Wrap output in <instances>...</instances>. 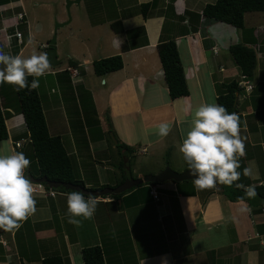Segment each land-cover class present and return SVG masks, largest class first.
<instances>
[{"label":"crops","instance_id":"obj_1","mask_svg":"<svg viewBox=\"0 0 264 264\" xmlns=\"http://www.w3.org/2000/svg\"><path fill=\"white\" fill-rule=\"evenodd\" d=\"M47 1L0 2V48L5 53L29 57L24 53L35 43L32 24L40 7L42 12H49ZM214 1L72 0L68 5L71 18L65 21L62 4L56 3L62 13L57 15L63 21L60 26L73 20V3L81 4L82 15L67 34L55 40L57 63L51 65L50 72L58 90L49 87L44 93L48 119L43 94L36 91L47 131L59 136L72 162L73 176L83 186L114 187L120 180L121 175L109 166V152L114 149L104 135L109 127L116 142L129 146L138 140L125 133L121 120H134L144 130L148 143L139 145L138 152H147L155 144L160 145V154L179 150L198 107L216 103L214 83L240 79L228 54V47L237 43L251 48L255 56L252 74L245 78L252 89L245 94L238 86L235 101L246 149V156L240 158L241 177L237 183L244 179L250 185L264 183V22L244 25L243 21L241 28L221 21L202 26V8ZM19 13L22 17L17 21ZM20 22L26 27V37L12 29ZM111 24L119 32H114ZM16 32L20 33L19 40L13 35ZM166 40L175 42L187 87V95L174 99L167 94L156 52V44ZM47 44V40L36 42L38 54L45 52ZM116 54L122 61L120 69L100 76L93 74V60ZM72 69L76 76L71 75ZM41 82L44 84L42 79ZM0 108L5 111L4 140L10 144L7 155L22 152L31 162L28 168L34 171L36 164L12 85L0 84ZM92 112L95 118L89 116ZM161 123H168L175 131V140H167L171 131L166 137L158 135ZM152 135L157 137L149 142ZM4 140H0L3 156ZM16 141L20 143L18 147L14 146ZM114 151L117 161L119 154L116 148ZM182 160L181 167L185 169L183 156ZM245 167L251 169L250 176L243 175ZM131 173L132 178L155 174L142 167ZM152 186L157 192L156 200L150 186L133 189L118 198L98 197L93 217H78L80 226L68 223L70 192L34 194L36 212L18 230L0 233V264H9L7 257H11L10 264H38L48 255L60 256L65 264H82L80 250L92 245L101 247L104 264H264V205L251 207L242 200L229 201L218 186L198 191L193 180L164 181ZM246 208L251 211H241Z\"/></svg>","mask_w":264,"mask_h":264},{"label":"clouds","instance_id":"obj_2","mask_svg":"<svg viewBox=\"0 0 264 264\" xmlns=\"http://www.w3.org/2000/svg\"><path fill=\"white\" fill-rule=\"evenodd\" d=\"M0 84L14 86L19 92L39 87V77L51 74V63L47 53L33 52L29 57L9 55L0 48ZM33 77L31 83L28 77ZM188 111V109H186ZM171 128L168 123L158 126V135L166 137ZM188 165L189 174L198 191L216 189L218 185L235 186L243 189L248 198L257 193L251 186L235 183L241 177L238 171L240 158L246 156L244 139L240 135V118L219 104H204L194 113L192 127L179 148ZM30 160L22 152L0 155V230H18L23 222L36 212L34 187L25 170ZM251 169H243L244 176H250ZM241 200L243 198H240ZM100 202L98 197L75 190L67 195L68 223L80 226L83 219H91ZM241 211L250 212L251 209ZM10 264L11 257L6 258ZM166 264V261H162Z\"/></svg>","mask_w":264,"mask_h":264},{"label":"trees","instance_id":"obj_3","mask_svg":"<svg viewBox=\"0 0 264 264\" xmlns=\"http://www.w3.org/2000/svg\"><path fill=\"white\" fill-rule=\"evenodd\" d=\"M2 1L5 0H0V2ZM246 11H264V0H215L214 3L206 4L202 8V15L204 17L202 26H205L210 22L221 21L234 27L241 28L243 24L242 15ZM111 29L114 32H119L120 30L114 24H111ZM156 52L169 98L174 99L187 95V87L175 42L173 40L159 41L156 44ZM228 54L237 67L239 74L244 76V78L250 77L255 66V56L253 50L243 44L237 43L228 47ZM69 64L73 65L74 63L73 61H69ZM121 66L122 61L118 54L99 58L91 62L93 74L97 76L118 70L121 68ZM32 79L33 77H28L29 84L31 83ZM237 81L238 80L232 79L227 82L214 83L216 96L215 104L222 105L230 113L235 112L236 114L237 110L235 108V101L236 94L239 92ZM12 87L14 90L13 85ZM14 94L17 101L16 109L17 112L22 115L23 124L29 140L31 156L36 164L34 171H31L29 168L25 170V176L27 177L28 174L32 177L43 176L48 180L71 182L74 184L83 185L81 180L76 179L73 176L72 162L62 146L59 136L50 135L47 131L36 89L29 91L27 88H25L19 92L14 90ZM4 116L5 111H2L0 108V140H4L7 137ZM107 132H109L114 137V133L109 127ZM114 146L116 147L118 154L126 157L127 161H129V156L134 152V150H132L133 148L131 149V147L128 145L118 141L114 144ZM122 165L123 163L119 161L117 166L119 168V166L121 167ZM186 167L188 168L187 164ZM127 177H131V174L129 173V175H127V173L124 174L122 171L121 178L117 183H115V186L121 183ZM235 183H237V181ZM239 183L245 187H253L257 193V196L255 198H248L245 195L243 189H237L235 186L228 187L224 185H218V187L221 193L229 201H238L241 200L240 198H243L242 201H245L251 207H254L256 204L258 206L264 205V183L260 185H250L246 179ZM155 184L157 183L142 182L121 193H110L101 197L104 198L109 196L111 198H118L120 195L133 189ZM44 185L48 187L46 184ZM102 187L105 186L102 185L98 189ZM106 187L109 186L106 185ZM51 189L61 192L73 191L70 189H64L61 186ZM85 197L88 198L89 196L85 195ZM80 257L82 264H104L101 247L98 245L82 248L80 250ZM38 264L65 263L58 255H48L40 259Z\"/></svg>","mask_w":264,"mask_h":264},{"label":"rangeland","instance_id":"obj_4","mask_svg":"<svg viewBox=\"0 0 264 264\" xmlns=\"http://www.w3.org/2000/svg\"><path fill=\"white\" fill-rule=\"evenodd\" d=\"M65 1L66 0H49L47 1V4L49 5V12H42L41 10L43 8L40 7L39 12L37 13V16L35 17V20L33 21L34 25V31H33V35H32V40H35V43H31L28 47H26V50L24 55H28L30 56L33 52L37 53V49H38V45H36V42H44L45 40L49 41V39L52 37V35L55 36V40L56 37H60L62 34H67L68 29L70 28V26L75 23V22H79V20L81 19V15H82V8H80L81 4H72V8L71 10H73V20L69 21L68 24L62 25V26H58V27H54L55 23H61L63 21H59V17L57 15H59L60 12V4H62L63 7V17H64V21L67 18V13L65 11L64 5H65ZM59 4V5H56ZM68 14L69 17L71 18V13H70V6L68 8ZM84 12V11H83ZM245 13V14H244ZM242 17H243V21H244V25H249L252 21H261L264 22V11H247L244 12ZM77 16V17H76ZM17 21H18V17ZM36 22V23H35ZM15 26H12L13 31H19L23 37H26V27L20 22V23H15ZM77 26V25H75ZM14 27V28H13ZM78 28V27H76ZM48 30H51V33L48 34ZM14 35V34H13ZM23 57V56H22ZM64 63V62H63ZM63 66V65H61ZM75 70V69H74ZM88 71H91V69H87ZM76 71V70H75ZM70 73H73V70ZM92 73V72H90ZM77 74V73H76ZM72 75V76H76ZM92 75V74H91ZM39 87L37 88L38 91H40V94H43V108L45 110V115L47 116L48 119V115L50 116L49 112H48V107L45 103V95L44 93L46 91H49V87L58 90V88H56L52 83L54 81V77L51 74H47L45 76L39 77ZM44 81V84H42L41 82ZM94 79V78H93ZM98 82V80H96ZM96 82V83H97ZM90 84V83H89ZM88 84V85H89ZM87 85V86H88ZM48 93V92H47ZM42 98V97H41ZM91 106V105H90ZM87 107V105H86ZM92 118H95V115L93 114V112L89 115ZM125 130V133L128 135H134L135 137L138 138L137 141H134L131 145H129L131 147L132 150H134V152L129 156V161H127L126 157L121 156V154H119V159L117 161H115L114 156L118 157V155L116 154L115 150V146L112 143L113 141H111V136L109 135L110 133L107 132V134L104 135V137L107 139L108 141V145L110 147H112L111 152H109V154H111V165H109L112 170L115 172V174H117L118 176H120L123 173H127V175H129V173L132 175L131 171L133 169H135L136 167L139 168H144L145 170H147L148 172H152L155 173L157 172L156 170L158 168H161L163 165H165V163L167 162V164L164 167H169L170 169L176 171V172H181L184 169H182L181 166H183L184 162L182 160V155L180 154V151L177 150H165V152H168V155L164 152L160 154V151L158 150L160 148V145H153L151 147L148 148L147 152H144L145 150H143V153L138 152L139 151V145L140 146H144V144L148 143L146 142L145 138H144V130L142 129V127H140L139 125H136V123L134 122V120H121L119 123ZM175 131H171L170 134L167 136V140L170 139H174L175 140V136H174ZM21 136V135H20ZM110 137V138H109ZM157 136L153 135L151 136L149 142L153 141L154 139H156ZM22 138H20L19 140H21ZM24 139V138H23ZM22 141V140H21ZM24 142L22 143V147L24 148V144H25V140H23ZM2 145H3V150H4V156L7 155V153L11 152L10 151V144L4 140L2 141ZM26 146V145H25ZM30 146V145H29ZM22 148V149H23ZM138 149V151H137ZM160 154V155H159ZM169 156L172 157V159H169ZM122 162L123 165L118 168V162ZM129 169V171H128ZM135 172V171H134ZM148 174V173H146ZM157 174V173H155ZM129 178V177H128ZM151 186V185H150ZM157 199V197H156ZM155 199V200H156Z\"/></svg>","mask_w":264,"mask_h":264},{"label":"water","instance_id":"obj_5","mask_svg":"<svg viewBox=\"0 0 264 264\" xmlns=\"http://www.w3.org/2000/svg\"><path fill=\"white\" fill-rule=\"evenodd\" d=\"M77 0H73V2H76ZM72 2V0H66L65 1V10L68 12V5ZM69 19V16H67ZM67 22V21H66ZM65 23V22H64ZM62 23H55L54 27L60 26ZM48 54L49 60L51 65H54L57 63L55 59V36L52 35L50 40L48 41L47 47L45 49V52ZM111 139L113 143H116V139L110 134ZM27 178L31 180V182L34 183H44L48 187L51 188H57L59 186L63 187L64 189H70V190H78L83 192L86 196H94V197H101L103 195H107L110 193H121L135 185H138L142 182H154V183H162L164 181H173V182H180L183 180H193L194 177H192L189 174V168H185L181 172H176L169 167H164L159 173L157 174H144L141 177L136 178H126L121 183L117 184L114 187H102L100 189H88L83 185L74 184L71 182H59L54 180H48L45 177H32L31 175H27ZM4 232V230H0V233Z\"/></svg>","mask_w":264,"mask_h":264},{"label":"built area","instance_id":"obj_6","mask_svg":"<svg viewBox=\"0 0 264 264\" xmlns=\"http://www.w3.org/2000/svg\"><path fill=\"white\" fill-rule=\"evenodd\" d=\"M18 20L22 17V13L17 14ZM14 36L16 37L17 40H19L20 38V33L16 32L14 33ZM73 73H71V75H75L76 71L74 69ZM71 70V72H72ZM237 86L242 87L243 91L245 94L249 93L252 89V84L248 81L245 80L244 76H240V79L237 81ZM20 145V143L18 141H16L14 143V146L18 147ZM33 187L35 189L34 194H42V195H50L53 196L55 191L53 189H51L50 187H46L43 183H34L32 182ZM149 191L152 195V197L154 199H156L157 197V192L155 191V187H153L152 185L149 188Z\"/></svg>","mask_w":264,"mask_h":264}]
</instances>
